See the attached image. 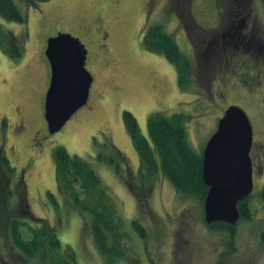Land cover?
I'll return each instance as SVG.
<instances>
[{
  "label": "rangeland",
  "instance_id": "rangeland-1",
  "mask_svg": "<svg viewBox=\"0 0 264 264\" xmlns=\"http://www.w3.org/2000/svg\"><path fill=\"white\" fill-rule=\"evenodd\" d=\"M13 1L26 22L0 16V29L18 39L23 53L13 61L0 49V148L14 168L8 183L0 178L3 191L13 190L0 201V264H46L41 257L28 260L13 245L6 220L11 215L32 226L27 216L49 223L62 247L76 253L78 264H106L91 235V216L80 214L59 192L54 160L59 146L89 163L117 204L130 251L116 264H132L135 258L138 264H264V209L258 199L264 192L262 0ZM239 11L247 18L244 34L255 36L247 49L224 45L229 39L222 38ZM156 25L190 58L189 88L180 87L174 65L144 45ZM60 33L85 46L93 84L87 105L51 134L45 120L51 82L45 51L48 40ZM230 106L242 108L252 124L256 163L252 219L237 222L233 237L213 232L204 209L183 201L162 173L149 184L141 182L139 157L123 117L131 112L147 136L152 114L181 113L194 149L203 153ZM19 180L26 185V205L14 192ZM133 221L147 238L139 236Z\"/></svg>",
  "mask_w": 264,
  "mask_h": 264
},
{
  "label": "trees",
  "instance_id": "trees-1",
  "mask_svg": "<svg viewBox=\"0 0 264 264\" xmlns=\"http://www.w3.org/2000/svg\"><path fill=\"white\" fill-rule=\"evenodd\" d=\"M26 1L31 4L32 1L47 0ZM262 3L264 6V0ZM0 16L17 23L26 22L13 0H0ZM144 45L148 50L163 55L174 65L180 87L189 88L193 67L191 60L162 26L156 25L147 31ZM0 49L13 61L22 58V48L18 39L2 29H0ZM123 117L126 130L139 157L138 175L141 182L149 184L153 177L162 173L183 201H193L203 210L208 193V187L203 180V153L197 152L191 143L186 117L181 113L169 117L161 112L154 113L147 122V136L142 132L131 112L125 111ZM54 160L56 183L60 194L80 214L91 216L90 231L99 255L106 264H116L122 258L128 259L127 251L130 249L125 247V241L129 239L128 233L119 216L116 202L95 170L82 158L72 156L63 146L55 148ZM13 173L14 168L3 148H0V178L8 183L12 180L10 178ZM15 186L18 187H15L17 191L14 192L19 194L20 205H26V185L19 180ZM2 187L4 188V185L0 182V201L4 196L11 197L13 193L12 189L3 191ZM260 196L264 199V192ZM250 197L239 204L240 221L252 219ZM6 218L13 245L28 259L41 257L46 264H78L76 253L69 246L63 250L55 229L46 221L32 217L36 220L33 221L31 216H27L26 218L36 225L32 226L22 217L11 215ZM131 225L141 238H147L145 229L138 221H133ZM210 227L213 232L229 233L233 237L237 224L215 222ZM26 235H29V239ZM131 263L138 264V261L135 258Z\"/></svg>",
  "mask_w": 264,
  "mask_h": 264
},
{
  "label": "water",
  "instance_id": "water-1",
  "mask_svg": "<svg viewBox=\"0 0 264 264\" xmlns=\"http://www.w3.org/2000/svg\"><path fill=\"white\" fill-rule=\"evenodd\" d=\"M45 54L51 67L45 120L54 134L87 105L93 77L86 69L88 51L69 34L49 39ZM252 147L253 127L246 112L230 106L203 151V180L208 187L204 216L208 225H235L240 220L239 204L254 191Z\"/></svg>",
  "mask_w": 264,
  "mask_h": 264
},
{
  "label": "flooded vegetation",
  "instance_id": "flooded-vegetation-1",
  "mask_svg": "<svg viewBox=\"0 0 264 264\" xmlns=\"http://www.w3.org/2000/svg\"><path fill=\"white\" fill-rule=\"evenodd\" d=\"M241 14H242V12L239 11L237 13V15H233L231 17L228 26L225 28L226 30L222 34V38L224 39L227 37L229 39L228 41L224 42V45L227 44V46H230V45L232 46L233 44H235L237 49H240L241 46H243L247 49L248 46L253 45L252 41H253V38L255 36L252 32H251V35H245L244 34V29L247 27V18L246 17H240ZM177 76H178V74H177ZM216 130H217V128H216ZM253 154H254V145L252 147L251 154H250L251 159H252V164H253V179H254V177L256 175V170H255L256 163L254 161ZM256 156H257V154H256ZM256 159H259V158H256ZM254 187H255V182H254ZM258 199H259V202H260L262 208L264 209V199L260 195H259ZM240 209L241 208H239V210ZM240 215H241V210H240ZM66 247H64V248L62 247L63 250H65Z\"/></svg>",
  "mask_w": 264,
  "mask_h": 264
}]
</instances>
